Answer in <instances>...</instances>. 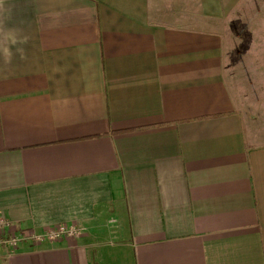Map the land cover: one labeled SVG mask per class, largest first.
Instances as JSON below:
<instances>
[{"label": "crops", "instance_id": "1", "mask_svg": "<svg viewBox=\"0 0 264 264\" xmlns=\"http://www.w3.org/2000/svg\"><path fill=\"white\" fill-rule=\"evenodd\" d=\"M202 16L219 0H0V217L82 227L0 264H264V142Z\"/></svg>", "mask_w": 264, "mask_h": 264}, {"label": "rangeland", "instance_id": "2", "mask_svg": "<svg viewBox=\"0 0 264 264\" xmlns=\"http://www.w3.org/2000/svg\"><path fill=\"white\" fill-rule=\"evenodd\" d=\"M111 1L133 15L143 14L145 0ZM219 5L222 16L215 22L202 16L200 27L221 34L224 76L235 109L249 132L258 135L255 140L264 142V0H219ZM0 246L12 248L1 239Z\"/></svg>", "mask_w": 264, "mask_h": 264}, {"label": "built area", "instance_id": "3", "mask_svg": "<svg viewBox=\"0 0 264 264\" xmlns=\"http://www.w3.org/2000/svg\"><path fill=\"white\" fill-rule=\"evenodd\" d=\"M12 222L0 217V235L1 242L9 244L12 248H17L23 241L42 242L44 240L55 241L64 237L77 236L82 233V227L75 224H58L46 228L42 232L25 230L19 234H14L17 230L12 229Z\"/></svg>", "mask_w": 264, "mask_h": 264}, {"label": "trees", "instance_id": "4", "mask_svg": "<svg viewBox=\"0 0 264 264\" xmlns=\"http://www.w3.org/2000/svg\"><path fill=\"white\" fill-rule=\"evenodd\" d=\"M13 228H14V229H13ZM13 228H12L13 230H17V229H15L14 225H13ZM16 228H17V227H16Z\"/></svg>", "mask_w": 264, "mask_h": 264}]
</instances>
